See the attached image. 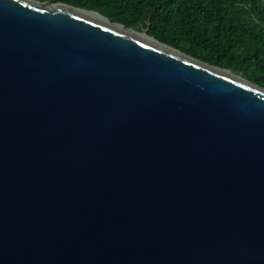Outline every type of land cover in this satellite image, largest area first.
I'll list each match as a JSON object with an SVG mask.
<instances>
[{
	"label": "water",
	"instance_id": "95a60500",
	"mask_svg": "<svg viewBox=\"0 0 264 264\" xmlns=\"http://www.w3.org/2000/svg\"><path fill=\"white\" fill-rule=\"evenodd\" d=\"M0 264H264V87L0 0Z\"/></svg>",
	"mask_w": 264,
	"mask_h": 264
},
{
	"label": "trees",
	"instance_id": "16d2710c",
	"mask_svg": "<svg viewBox=\"0 0 264 264\" xmlns=\"http://www.w3.org/2000/svg\"><path fill=\"white\" fill-rule=\"evenodd\" d=\"M54 1L140 24L156 39L264 87V0Z\"/></svg>",
	"mask_w": 264,
	"mask_h": 264
},
{
	"label": "bare ground",
	"instance_id": "6f19581e",
	"mask_svg": "<svg viewBox=\"0 0 264 264\" xmlns=\"http://www.w3.org/2000/svg\"><path fill=\"white\" fill-rule=\"evenodd\" d=\"M85 14L90 15V16H93V17H97V18H99L100 20H101V19L104 20V17H102V16H100V15L94 13V12H85Z\"/></svg>",
	"mask_w": 264,
	"mask_h": 264
},
{
	"label": "rangeland",
	"instance_id": "374dc122",
	"mask_svg": "<svg viewBox=\"0 0 264 264\" xmlns=\"http://www.w3.org/2000/svg\"><path fill=\"white\" fill-rule=\"evenodd\" d=\"M54 2H56V1H54ZM49 5L52 6L53 4L49 3ZM137 29H139V28H137Z\"/></svg>",
	"mask_w": 264,
	"mask_h": 264
}]
</instances>
